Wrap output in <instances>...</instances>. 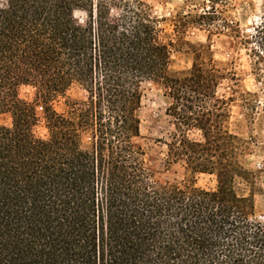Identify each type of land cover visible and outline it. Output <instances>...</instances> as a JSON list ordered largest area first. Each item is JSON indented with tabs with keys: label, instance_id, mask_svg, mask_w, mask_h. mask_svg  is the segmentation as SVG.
Returning <instances> with one entry per match:
<instances>
[{
	"label": "trees",
	"instance_id": "trees-1",
	"mask_svg": "<svg viewBox=\"0 0 264 264\" xmlns=\"http://www.w3.org/2000/svg\"><path fill=\"white\" fill-rule=\"evenodd\" d=\"M229 4L186 0L165 18L145 0H0V264H264L253 173L228 128L231 99L217 94L223 74L186 38L230 32L260 79L264 4L248 34ZM176 52L193 55L187 73L172 70ZM149 82L166 99L179 182L146 162ZM72 85L85 97L57 112ZM202 175L214 186L198 185Z\"/></svg>",
	"mask_w": 264,
	"mask_h": 264
},
{
	"label": "rangeland",
	"instance_id": "rangeland-1",
	"mask_svg": "<svg viewBox=\"0 0 264 264\" xmlns=\"http://www.w3.org/2000/svg\"><path fill=\"white\" fill-rule=\"evenodd\" d=\"M152 5L154 13L160 17L170 18L183 11L186 0H145ZM264 0H230L227 16L234 20L242 34L251 32L259 20ZM170 29L169 26H167ZM186 38L192 44L208 46L209 55L223 78L217 87V94L230 98V117L228 128L231 133L243 140L244 167L253 173V199L256 218L264 222V68L260 72V79L250 65L247 51L234 38L230 32L217 33L198 28H189ZM193 62V55L189 52H176L172 54L171 68L177 73H187ZM142 106L139 113L141 134L146 150L147 165L154 171L159 179L179 182L183 178V167L180 161L168 164L165 143L173 130L171 119L166 115V99L162 90L154 83L143 84ZM33 89L22 87L20 97L32 100ZM85 92L78 86L72 85L54 102L57 112L68 110L67 100H81ZM1 122L9 123L8 118ZM43 135V127L38 128ZM214 179L202 175L198 178V185L213 187ZM245 188L244 184H240Z\"/></svg>",
	"mask_w": 264,
	"mask_h": 264
}]
</instances>
